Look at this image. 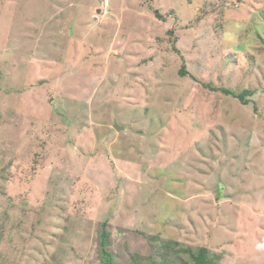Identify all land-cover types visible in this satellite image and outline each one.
<instances>
[{"label": "rangeland", "instance_id": "1", "mask_svg": "<svg viewBox=\"0 0 264 264\" xmlns=\"http://www.w3.org/2000/svg\"><path fill=\"white\" fill-rule=\"evenodd\" d=\"M102 230L264 264V0H0V264H102Z\"/></svg>", "mask_w": 264, "mask_h": 264}, {"label": "trees", "instance_id": "2", "mask_svg": "<svg viewBox=\"0 0 264 264\" xmlns=\"http://www.w3.org/2000/svg\"><path fill=\"white\" fill-rule=\"evenodd\" d=\"M179 74L181 76H185L186 72L184 71V66H182V69H180ZM202 87L207 88L211 91H219L222 94L225 95H231L239 100L243 105L248 104V100L246 99L247 96H250L252 94L249 90H243L241 93L235 95L233 91L227 90L225 88L220 87H214L211 84H205L202 85ZM101 240H100V249L102 251L100 255V261L102 264H116L114 261V257L108 250L106 249V236L104 235V231H101ZM157 238V237H156ZM153 238V239H156ZM176 242L175 241H167L162 242L160 249L157 253H159V256L150 254L147 258L148 261L145 262V264H175L181 263V264H217L216 261L211 258L210 252L207 250V248L199 247V248H188L185 249H176ZM171 251H174V253H171ZM183 257L185 259H183ZM143 259V260H144ZM185 260V261H184ZM132 264H139L136 259L132 260Z\"/></svg>", "mask_w": 264, "mask_h": 264}]
</instances>
